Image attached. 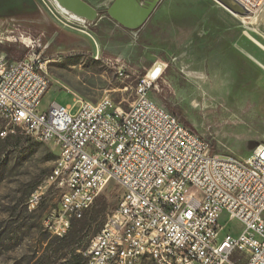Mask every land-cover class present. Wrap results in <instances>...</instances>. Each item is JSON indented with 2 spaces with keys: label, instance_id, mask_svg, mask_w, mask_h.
Wrapping results in <instances>:
<instances>
[{
  "label": "rangeland",
  "instance_id": "obj_1",
  "mask_svg": "<svg viewBox=\"0 0 264 264\" xmlns=\"http://www.w3.org/2000/svg\"><path fill=\"white\" fill-rule=\"evenodd\" d=\"M36 1L51 25L0 22V36L11 37L0 42V54L14 60L29 50L41 54L49 80L43 109L55 102L75 112L74 99L96 102L103 96L127 108L136 98L137 83L149 74L157 77L150 98L213 152L245 159L256 143H264V3L239 16L215 0H158L143 23L132 28L110 13L115 0H83L95 14L81 17L82 22L69 19L56 0ZM22 39L34 47L27 48ZM55 159L52 143L22 133L0 139V264H64L69 248L42 225L59 190L48 188L33 211L26 206ZM122 193L109 180L73 221L85 224L81 246L115 210ZM223 217L225 231L238 228ZM138 264L155 263L143 258Z\"/></svg>",
  "mask_w": 264,
  "mask_h": 264
},
{
  "label": "built area",
  "instance_id": "obj_2",
  "mask_svg": "<svg viewBox=\"0 0 264 264\" xmlns=\"http://www.w3.org/2000/svg\"><path fill=\"white\" fill-rule=\"evenodd\" d=\"M235 1L248 13L264 3ZM43 63L31 50L15 60L0 54V139L22 133L56 147L58 162L26 202L33 211L48 188L59 190L42 218L47 232L63 237L114 180L123 193L90 238L85 264H138L152 259L149 247L162 264H264V143L252 147L243 173L230 171L227 155L197 145L194 132L150 98L157 77L147 75L127 108L103 96L74 99L75 112L55 102L43 109ZM223 216L238 228L225 231Z\"/></svg>",
  "mask_w": 264,
  "mask_h": 264
},
{
  "label": "water",
  "instance_id": "obj_3",
  "mask_svg": "<svg viewBox=\"0 0 264 264\" xmlns=\"http://www.w3.org/2000/svg\"><path fill=\"white\" fill-rule=\"evenodd\" d=\"M56 1L64 8L80 17L88 19L95 14L94 9L83 0ZM119 1L120 0H115L109 11L113 16L116 13L117 15L114 17L119 18L124 23L125 19L129 16L132 7L128 6L126 2L119 3ZM215 1L235 15L245 16L248 14V12L235 0ZM121 6L125 9L124 14H120L119 12ZM151 9L152 8H150L149 11ZM0 22L28 23L41 28H47L51 25L50 20L36 0H0Z\"/></svg>",
  "mask_w": 264,
  "mask_h": 264
},
{
  "label": "bare ground",
  "instance_id": "obj_4",
  "mask_svg": "<svg viewBox=\"0 0 264 264\" xmlns=\"http://www.w3.org/2000/svg\"><path fill=\"white\" fill-rule=\"evenodd\" d=\"M157 1L158 0H149V1H145L146 4H140L138 3V1L135 0L133 2L132 1L130 2L129 0H120L119 3L126 2L128 6L132 7L129 16L125 19L124 23L132 28L141 25L145 20L149 9L153 8ZM58 6L64 14L66 13L69 16V19H73L76 21L82 20L81 17L78 16L77 14L67 10L66 8L61 7L60 5ZM116 15L117 14L115 13L114 16ZM147 76L148 78L152 79V77L149 74H147ZM189 131L193 132L190 128ZM194 137L197 142V145H210L206 140H204L195 132H194ZM55 162H58V153ZM227 162H228V169L230 171H233L234 173H243L246 170V168H248V160L246 159L237 160L236 157L227 155ZM218 172H225V164H218ZM149 256H152V259L150 260H152L155 264H162L160 253L156 252V247H149Z\"/></svg>",
  "mask_w": 264,
  "mask_h": 264
},
{
  "label": "trees",
  "instance_id": "obj_5",
  "mask_svg": "<svg viewBox=\"0 0 264 264\" xmlns=\"http://www.w3.org/2000/svg\"><path fill=\"white\" fill-rule=\"evenodd\" d=\"M20 58H22V56ZM78 220H74V221H78ZM84 227H85L84 223L81 224V222H76L74 224L72 221L68 232L63 237L61 238L55 237L57 242L59 243L64 242V245L69 248L68 249L69 252L67 253L68 256L64 264H85V256L83 255V251L88 246L91 237L89 238L86 245H82V246L80 245L79 242L81 241L80 239L81 232Z\"/></svg>",
  "mask_w": 264,
  "mask_h": 264
},
{
  "label": "flooded vegetation",
  "instance_id": "obj_6",
  "mask_svg": "<svg viewBox=\"0 0 264 264\" xmlns=\"http://www.w3.org/2000/svg\"><path fill=\"white\" fill-rule=\"evenodd\" d=\"M118 9H119V7H118ZM119 12H121V14L123 13L124 14V12H125V9H124V7H120V9H119Z\"/></svg>",
  "mask_w": 264,
  "mask_h": 264
}]
</instances>
